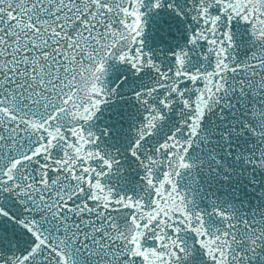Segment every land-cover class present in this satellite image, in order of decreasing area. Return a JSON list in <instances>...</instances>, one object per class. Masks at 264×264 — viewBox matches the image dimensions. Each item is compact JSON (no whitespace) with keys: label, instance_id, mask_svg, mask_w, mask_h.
Listing matches in <instances>:
<instances>
[{"label":"snow or ice","instance_id":"6c2138e0","mask_svg":"<svg viewBox=\"0 0 264 264\" xmlns=\"http://www.w3.org/2000/svg\"><path fill=\"white\" fill-rule=\"evenodd\" d=\"M0 264H264V0H0Z\"/></svg>","mask_w":264,"mask_h":264}]
</instances>
